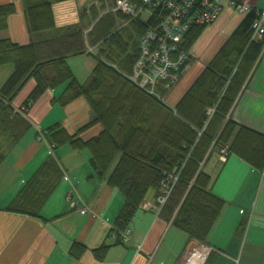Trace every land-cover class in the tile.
I'll list each match as a JSON object with an SVG mask.
<instances>
[{
	"label": "trees",
	"instance_id": "trees-1",
	"mask_svg": "<svg viewBox=\"0 0 264 264\" xmlns=\"http://www.w3.org/2000/svg\"><path fill=\"white\" fill-rule=\"evenodd\" d=\"M68 1L72 0H22L28 32L37 34L54 28L52 6ZM257 12L253 8L245 15L174 109L128 80L143 34L142 24L130 23L111 34L112 16L96 22L90 33L94 42L100 40L98 55L93 56L97 64L83 86L74 78L65 56L40 61L36 45L0 41V66H13L12 75L0 89V165L7 150L16 147L30 131L24 116L31 103L45 92L66 85L57 103L65 107L82 98L93 115L91 122L78 132L96 124L101 125L102 132L83 142L55 125L45 132V140L53 151L64 145L75 151L87 150L95 175L122 194L124 204L114 223L116 232L128 230L148 192L159 195L161 183L173 177L176 181L160 215L173 218L175 228L205 245L224 207V202L210 192L211 178L203 171L211 153L226 146L229 156L234 155L255 169H264V135L229 118L262 51L263 43L251 40ZM8 14L0 10V29L5 27ZM96 18L93 11L89 19L94 22ZM205 28L190 29L182 39L181 49L189 54ZM122 31L125 33L119 35ZM82 35H77L81 52L75 54H84ZM30 80L34 88L22 106L26 112L20 114L12 102ZM208 109L214 110L209 120ZM62 178L57 161L50 157L6 211L38 218ZM84 250V246L74 244L70 254L78 258ZM96 254L99 256V251Z\"/></svg>",
	"mask_w": 264,
	"mask_h": 264
},
{
	"label": "crops",
	"instance_id": "crops-1",
	"mask_svg": "<svg viewBox=\"0 0 264 264\" xmlns=\"http://www.w3.org/2000/svg\"><path fill=\"white\" fill-rule=\"evenodd\" d=\"M90 1L54 4V28L30 34L22 0H0V10L9 12L5 27L0 29V41L19 46L34 44L40 61L65 56L76 81L86 85L97 61L85 53H75L81 52L77 35L90 29V19L85 14ZM244 2L264 11V0ZM244 17L225 9L213 25L203 30L189 51L186 71L166 96L170 108H175ZM259 58L229 118L264 135V61ZM12 73V65L0 66V89ZM33 88L34 82L30 80L20 90L12 102L15 111L27 101ZM65 88L62 85L47 91L31 103L24 116L30 131L16 147L7 150L0 165V264H181L187 250L198 242L175 228L173 218L161 216L162 209L154 210L156 192L146 195L144 203L150 208L137 210L129 225V242L122 244L114 223L124 198L95 175L88 151H75L69 145L52 151L37 141L39 132L55 125L83 142L102 132L97 124L78 132L91 122L93 115L82 98L60 106L57 99ZM50 157L57 161L63 178L39 217L6 211L25 183ZM203 171L211 178L210 192L224 202L206 239L205 245L213 251L204 264H264V169H255L234 155L221 163L218 153L212 152ZM71 193L81 200L77 208L67 202ZM83 207L86 212L81 215ZM74 244L85 247L78 258L70 254Z\"/></svg>",
	"mask_w": 264,
	"mask_h": 264
},
{
	"label": "built area",
	"instance_id": "built-area-1",
	"mask_svg": "<svg viewBox=\"0 0 264 264\" xmlns=\"http://www.w3.org/2000/svg\"><path fill=\"white\" fill-rule=\"evenodd\" d=\"M225 9L240 15H246L253 10L244 0H93L85 8V14L91 16L94 11L97 17L95 24L107 15L121 16L127 23L120 29L130 23L143 25V34L137 44V53L128 80L138 89L163 102L165 100L163 94L172 90L187 69L189 54L180 46L184 35L192 28L213 25ZM257 16L251 28V40L263 43L259 57L264 61V11H258ZM88 33L89 31L84 34V51L87 55L96 56L99 45L89 46ZM18 111L20 114L26 112L22 107ZM213 113V109L206 111L208 120ZM38 140L45 142L42 135ZM217 153L221 163L229 157L226 146L219 147ZM167 180L168 182L161 183L154 210H161L171 195L176 179L168 177ZM67 202L72 208L82 204L73 193L67 196ZM140 208L149 209L150 206L143 203ZM85 212L86 208L83 207L80 214L83 215ZM129 234V230L119 234L122 244L129 242ZM194 249L203 250L204 256L198 264L205 263L213 251L208 246L195 244L187 250L181 264L187 263Z\"/></svg>",
	"mask_w": 264,
	"mask_h": 264
},
{
	"label": "rangeland",
	"instance_id": "rangeland-1",
	"mask_svg": "<svg viewBox=\"0 0 264 264\" xmlns=\"http://www.w3.org/2000/svg\"><path fill=\"white\" fill-rule=\"evenodd\" d=\"M93 0H91L89 3H88V5L92 2ZM87 7V6H86ZM234 12V11H233ZM88 17H91V16H88ZM110 19H112L113 21H114V25H113V28H112V31H110V33L111 34H113V33H115V32H117L125 23H127V21L126 20H122L121 18H119V17H115V16H112V17H110ZM93 21H90V29L89 30H86V31H83V43H85L84 42V34L86 33V32H88L89 31V33L87 34V41H88V44H89V46L90 47H95V45H97V42L99 43V41L100 40H98V41H96V42H94L93 40H92V37H93V34H91L90 33V31H91V28H92V25H93ZM94 25H95V23H94ZM126 27V26H125ZM124 27V28H125ZM94 33H95V31H94ZM119 33H121V34H119V35H122V33H125V32H119ZM84 53H85V51H84ZM86 54V53H85ZM87 55V54H86ZM98 55V53L96 54V56ZM89 56H91V57H93V55H89ZM94 58V57H93ZM79 72V71H78ZM80 75H81V73H79ZM168 93H170V92H168ZM164 99H166V97H164ZM21 108V107H20ZM40 135H42V136H44V139H45V132H39L38 134H37V141L38 142H40V143H44V144H46L49 148H50V150H52V147L46 142V140H45V142H43V141H40V140H38V138H39V136ZM53 151V150H52ZM213 152H215V150L213 151ZM160 192V191H159ZM195 244H200V243H195ZM201 245H203V246H205L206 247V245H204V244H201ZM209 256V255H208ZM203 264H204V262H203Z\"/></svg>",
	"mask_w": 264,
	"mask_h": 264
},
{
	"label": "bare ground",
	"instance_id": "bare-ground-1",
	"mask_svg": "<svg viewBox=\"0 0 264 264\" xmlns=\"http://www.w3.org/2000/svg\"><path fill=\"white\" fill-rule=\"evenodd\" d=\"M203 256L202 249H194L186 264H198Z\"/></svg>",
	"mask_w": 264,
	"mask_h": 264
}]
</instances>
